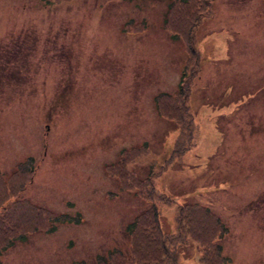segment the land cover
<instances>
[{
	"label": "rangeland",
	"instance_id": "obj_1",
	"mask_svg": "<svg viewBox=\"0 0 264 264\" xmlns=\"http://www.w3.org/2000/svg\"><path fill=\"white\" fill-rule=\"evenodd\" d=\"M173 1L0 0V170L5 177L35 157L41 168L25 197L82 220L18 242L3 264H95L110 250L137 259L131 226L155 208L163 231L176 235L186 210L173 201L201 204L226 222L227 264H264V0H216L196 51L165 26ZM191 1L171 15L177 24L202 12L206 0ZM201 59L208 62L194 87L193 146L151 190L148 175L162 172L179 139L154 99L176 92L186 62ZM181 137L185 149L192 144ZM145 143L149 159L132 166L140 183L109 175L121 150ZM2 190L0 211H11L15 201L5 204ZM12 216L8 225L20 230L35 224L30 214ZM186 243L184 264H202L197 244Z\"/></svg>",
	"mask_w": 264,
	"mask_h": 264
},
{
	"label": "trees",
	"instance_id": "obj_2",
	"mask_svg": "<svg viewBox=\"0 0 264 264\" xmlns=\"http://www.w3.org/2000/svg\"><path fill=\"white\" fill-rule=\"evenodd\" d=\"M62 0H46V4L48 6L53 3L60 2ZM105 2L112 0H103ZM114 1V0H113ZM192 1L191 0H175L172 2L171 7L168 11V16L165 22V26L171 31L175 39H183L187 44V48L196 51V37L197 31L201 25V23L209 18L213 11V3L214 0H206L201 6L202 12H200L199 16L195 19V22L191 21V18L183 23V25L177 24L181 18L176 17L177 21L173 20L174 16H179L181 11L179 12V5L186 6L189 11ZM201 9V8H200ZM170 13V14H169ZM188 13V12H187ZM186 13V14H187ZM189 15V14H187ZM173 24V28L170 25ZM181 26V27H180ZM191 50V51H192ZM192 58L190 59V61ZM190 61L186 63V67L183 73V78L180 83V91L175 97L171 96H160L159 100V111L162 114H174L177 110L181 112L182 118L178 119V117L173 118L178 123L180 129L182 130L181 135L186 136L185 138L192 140L193 134V122L190 118L189 110L187 103L190 98V92L192 88V81L195 75L199 71L198 62L191 64ZM162 99V100H161ZM166 99V100H165ZM172 101H170V100ZM171 102H173L171 104ZM183 111V112H182ZM185 133V135H184ZM183 145V144H182ZM178 148V151L181 153H185L186 149ZM33 172L31 175H26L27 182L32 181ZM25 177V176H23ZM25 177V178H26ZM0 173V186L3 187L2 193H4V203H7L8 197L16 199L19 195L20 191H16L12 185V181L5 182L4 178ZM152 180L149 179L146 185L150 187L152 190ZM146 187V186H145ZM144 187V188H145ZM138 188V187H137ZM149 189V192H152ZM154 190V189H153ZM142 196L143 189L141 190ZM1 193V194H2ZM5 205L0 207L3 209ZM0 209V210H1ZM180 210V209H179ZM181 210L184 211L179 212L180 216H183L182 219L178 220L180 222L178 232L176 235H168L166 234L162 226L160 225L159 214L157 209H151L145 214V217H139L136 222L132 225L133 227H138L137 234L134 237V245L135 242L137 244V254L135 256L137 259L126 258L127 256L122 254L120 251L114 250V252L110 251L108 255L99 256L95 264H135L139 262V258H141L140 264H184L183 255L181 252L182 246L187 244L188 240H192L197 244V252L201 254V263L202 264H224L227 260L222 255V247L220 245V241L225 237L228 233V229L224 222L221 220L219 216L213 213L209 208L202 207L199 205H187L181 207ZM180 210V211H181ZM4 212V214H2ZM18 213L20 218L23 217L22 220H25L26 214H30V217L35 220V224L31 226L30 231H39L47 228L48 222L51 221H71V218L68 216L54 217L48 212L35 207L29 202H15L11 211H0V256L7 251L9 248L15 245L19 239L25 238V235L17 236L20 233L19 226H10L8 225L10 219L14 217H18ZM25 215V217H24ZM28 228V227H27ZM25 228V229H27ZM54 227L51 226L49 231H53ZM200 235V236H196ZM186 239V240H185ZM170 244L173 246V250H171V254H167L165 250V245ZM132 246L131 250L134 253V247ZM148 250L153 251L149 253ZM170 255V258L168 257ZM143 257V258H142ZM0 264H2L0 260ZM85 264V263H82Z\"/></svg>",
	"mask_w": 264,
	"mask_h": 264
},
{
	"label": "bare ground",
	"instance_id": "obj_3",
	"mask_svg": "<svg viewBox=\"0 0 264 264\" xmlns=\"http://www.w3.org/2000/svg\"><path fill=\"white\" fill-rule=\"evenodd\" d=\"M178 205V207H183L184 205L183 204H177Z\"/></svg>",
	"mask_w": 264,
	"mask_h": 264
}]
</instances>
